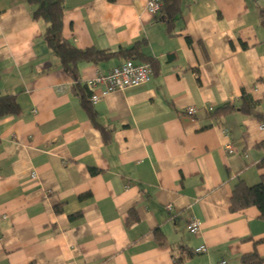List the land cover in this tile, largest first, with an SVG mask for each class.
Instances as JSON below:
<instances>
[{
  "label": "crops",
  "instance_id": "1",
  "mask_svg": "<svg viewBox=\"0 0 264 264\" xmlns=\"http://www.w3.org/2000/svg\"><path fill=\"white\" fill-rule=\"evenodd\" d=\"M147 1L61 0L62 35L77 48L142 54L83 62L81 84L125 59L153 61L147 83L93 103L48 51L46 24L27 2L0 0V96H14L19 110L0 117V264L264 258L258 209L230 210L237 181L253 186L262 173L264 0H173L179 14L169 24ZM242 91L261 119L240 111ZM225 104L235 107L211 114ZM201 245L206 252L195 253Z\"/></svg>",
  "mask_w": 264,
  "mask_h": 264
},
{
  "label": "trees",
  "instance_id": "2",
  "mask_svg": "<svg viewBox=\"0 0 264 264\" xmlns=\"http://www.w3.org/2000/svg\"><path fill=\"white\" fill-rule=\"evenodd\" d=\"M32 10V16L34 19L42 20L46 26L43 30V41L48 48V51L52 56L56 57L60 67L64 73L72 80L75 87L82 86L85 89L86 86L80 83L79 79V65L83 62L99 64L102 62L109 61L110 59L122 56L123 58H129L134 55L135 59L141 57V53L133 46L129 49H119L117 51H110L96 48H85L79 49L66 39L62 35L63 27V12L64 6L61 0H25ZM177 2L179 0H176ZM160 15L167 19V23H172V16L179 14L178 5L173 3V0H162V5L159 11ZM260 20L264 26V8L261 7L259 10ZM157 16V15H156ZM140 62L153 64L151 59L142 58ZM83 106L88 112H90L87 102L82 101ZM239 109L244 114L254 116L257 119H261L260 111L257 106L259 102L254 101L249 94L242 91L241 103ZM224 108H218L214 111H210L212 115L226 108H234L235 106L225 104ZM18 106L16 99L12 95L0 96V117L9 114L18 113ZM192 116H195L192 115ZM262 170L260 176V182L253 186H247L242 180L237 181L234 185L233 192L230 199V210L233 212H239L247 207H256L259 211V217L264 220V159L259 164ZM59 213V207L56 208ZM79 215H72L70 219H75ZM137 217H128L126 225H130ZM153 236L159 245L164 244L165 237L160 229L156 228L153 231ZM179 251L184 252V248H179ZM189 255V254H188ZM182 257V255H181ZM175 258V257H174ZM240 264H264V258H262L256 251H252L248 254L240 255L238 258ZM181 258L176 259L175 263L180 264ZM225 264L226 262L223 261ZM222 262V263H223ZM221 263V264H222Z\"/></svg>",
  "mask_w": 264,
  "mask_h": 264
},
{
  "label": "built area",
  "instance_id": "3",
  "mask_svg": "<svg viewBox=\"0 0 264 264\" xmlns=\"http://www.w3.org/2000/svg\"><path fill=\"white\" fill-rule=\"evenodd\" d=\"M193 2L196 0H187ZM162 0H148L146 3V10L151 15H156L161 8ZM153 74L152 67L147 63H138L131 59H125L122 63L114 66L106 72L98 73L94 78L87 80L86 86L92 91L89 100L96 103L100 97L106 96L114 91L124 90L128 87H136L147 83ZM186 113L190 115L196 114V109L189 107ZM260 129H264V124L260 125ZM226 152H233L231 143L226 145ZM32 179L36 178V174H31ZM170 209V206H167ZM187 229L191 233H195L200 229V223L197 219H192ZM196 253H205L206 246L201 245L195 249ZM222 264H225L224 262Z\"/></svg>",
  "mask_w": 264,
  "mask_h": 264
},
{
  "label": "rangeland",
  "instance_id": "4",
  "mask_svg": "<svg viewBox=\"0 0 264 264\" xmlns=\"http://www.w3.org/2000/svg\"><path fill=\"white\" fill-rule=\"evenodd\" d=\"M194 252H195V250H194ZM196 253V252H195ZM198 254H200V253H198Z\"/></svg>",
  "mask_w": 264,
  "mask_h": 264
}]
</instances>
